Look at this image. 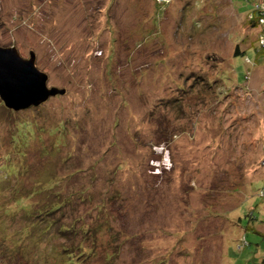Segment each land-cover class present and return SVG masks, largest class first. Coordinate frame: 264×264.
Listing matches in <instances>:
<instances>
[{
  "label": "rangeland",
  "instance_id": "1",
  "mask_svg": "<svg viewBox=\"0 0 264 264\" xmlns=\"http://www.w3.org/2000/svg\"><path fill=\"white\" fill-rule=\"evenodd\" d=\"M262 2L0 0L65 90L0 100V264H264Z\"/></svg>",
  "mask_w": 264,
  "mask_h": 264
},
{
  "label": "water",
  "instance_id": "2",
  "mask_svg": "<svg viewBox=\"0 0 264 264\" xmlns=\"http://www.w3.org/2000/svg\"><path fill=\"white\" fill-rule=\"evenodd\" d=\"M47 75L35 66V55L22 58L14 47H0V100L10 110L18 112L37 107L65 90L47 86Z\"/></svg>",
  "mask_w": 264,
  "mask_h": 264
},
{
  "label": "trees",
  "instance_id": "3",
  "mask_svg": "<svg viewBox=\"0 0 264 264\" xmlns=\"http://www.w3.org/2000/svg\"><path fill=\"white\" fill-rule=\"evenodd\" d=\"M167 1V0H166ZM261 5V6H260ZM264 12V0H263V2L261 3V4H257V6L254 8V10H253V12H250L251 14V16H252V19H249V23H250V25L251 26H253V27H256V26H258L259 25V20L258 19H260L259 17L261 16H263V13ZM248 18H250V17H248ZM248 20V19H247ZM258 44H259V46H257V47H259V52H261L262 54H264V45L262 44V42L261 41H259L258 42ZM237 55H242V51H240V50H238V52H237V50H236V52H235ZM246 62H250V60L249 59H246ZM219 78H220V76H219ZM195 81H197L196 79H195ZM197 82H199V81H197ZM207 83V85L209 86V84H208V82H205V84ZM204 84V83H203ZM204 84V85H205ZM207 86V87H208ZM2 104H3V102H2ZM4 105V104H3ZM44 159H46V158H44ZM12 170V169H11ZM12 171H14V170H12ZM54 177V176H53ZM48 178V177H47ZM69 178V177H68ZM44 179H46V178H44ZM43 179V180H44ZM47 180V179H46ZM51 181H52V185H50V188H49V190L48 191H46V193H47V195L48 194H50V195H52L53 196V191H55L57 188H58V185H61V180L60 179H58V180H55V179H51ZM34 192H36L37 194H39V192L38 191H34ZM32 195H30L29 197H31ZM29 197H28V199H29ZM78 197L79 198H82L81 197V194H79L78 195ZM58 199V198H57ZM86 199H89V197L88 198H85L84 197V200H86ZM59 208H61V204H59V203H55V202H51L50 204H44V209L43 210H39V209H37V211H36V214H34L33 215V218L34 219H41L42 217V215L44 214V216H47V214L50 212H53V211H57ZM34 209V206L33 205H29V206H27V207H24L23 208V211H24V214L25 213H27V214H29L30 213V210H33ZM19 211V209L16 207V213ZM27 214H25V216H27ZM40 223H42V221L41 222H35L34 223V225L35 226H38V224H40ZM28 230V229H27ZM47 231H49V229H48V227L45 229H42V232H47ZM59 231L60 232H67V231H71L72 233L74 232V229H73V226L71 225V226H69V227H66V226H60L59 227ZM81 231H83V229H81ZM28 232H29V230H28Z\"/></svg>",
  "mask_w": 264,
  "mask_h": 264
}]
</instances>
